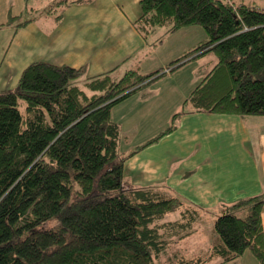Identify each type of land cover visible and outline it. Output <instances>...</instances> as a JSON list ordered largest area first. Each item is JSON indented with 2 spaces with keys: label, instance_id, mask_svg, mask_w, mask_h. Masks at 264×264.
I'll return each mask as SVG.
<instances>
[{
  "label": "trees",
  "instance_id": "16d2710c",
  "mask_svg": "<svg viewBox=\"0 0 264 264\" xmlns=\"http://www.w3.org/2000/svg\"><path fill=\"white\" fill-rule=\"evenodd\" d=\"M83 2H65L60 13ZM138 7L133 27L144 37L166 25V33L199 26L206 34L168 72L206 55L213 56L211 67L166 129L122 153L112 109L163 77L162 69L113 80L109 73L86 77L84 67L30 63L16 88L0 93V264H154L168 246L166 235L190 230L202 208L182 210L178 196L129 185L126 161L171 134L188 113L264 117L263 9L231 0H140ZM263 208L264 192L222 213L203 209L214 220L215 264L246 252L264 264ZM176 211L183 222L158 224Z\"/></svg>",
  "mask_w": 264,
  "mask_h": 264
},
{
  "label": "crops",
  "instance_id": "0c3cea01",
  "mask_svg": "<svg viewBox=\"0 0 264 264\" xmlns=\"http://www.w3.org/2000/svg\"><path fill=\"white\" fill-rule=\"evenodd\" d=\"M17 1L0 0V6L12 7ZM139 1L85 0L62 13L29 19L30 23L13 33L0 58V93L14 90L22 71L34 61L84 67L86 77L109 73L113 80L129 71L149 74L162 69L163 77L120 104L131 108L130 113L125 112L128 124H135L134 116L139 115L146 124H167L159 132L166 129L208 72H203V67L210 68L213 60L190 72L187 67L211 56L206 55L166 72L172 61L190 49L182 43L185 47L174 57L148 64L149 56L158 55L156 44L162 38L148 39L134 29L133 22L140 15ZM7 12L12 13V9ZM194 73H199L197 83ZM124 180L134 187L154 186L166 198L178 196L183 204L222 213L235 202L264 192V117L185 114L171 134L126 161ZM261 217L264 233V208ZM213 221L211 218L212 228ZM240 259L245 264L255 261L249 252Z\"/></svg>",
  "mask_w": 264,
  "mask_h": 264
},
{
  "label": "rangeland",
  "instance_id": "374dc122",
  "mask_svg": "<svg viewBox=\"0 0 264 264\" xmlns=\"http://www.w3.org/2000/svg\"><path fill=\"white\" fill-rule=\"evenodd\" d=\"M73 0H18L17 4H14L12 7L9 6H0V58L5 51L6 47L9 45L11 36L14 33L15 27H20V23H23L26 20L35 18L39 20L40 16H44L49 9H54L53 13H60L61 5L65 2H70ZM235 4L244 3L249 6H253L257 9L264 10V0H231ZM59 2L58 5L53 6V3ZM33 7V10H31ZM8 9H12L11 12H7ZM20 14V18L15 20L13 24H7V20L17 14L18 12H22ZM11 13V14H10ZM167 25L163 27H156L154 33L148 34V39L158 36L162 38L161 42L157 43V56H149L148 64L153 63L156 65L159 61L168 59L169 57H174V54L182 49L183 45H189L190 49L195 47L200 41L205 39L206 34L204 30L199 26H189L182 28L173 33H166ZM187 32V33H185ZM193 43V44H192ZM213 60V56H206L202 60L195 62L189 65V71H196L197 68L204 64L205 62H209ZM203 69L206 73L208 71V66H204ZM169 70H166L168 72ZM195 74V83L198 81L199 73ZM118 79V78H117ZM81 81V80H80ZM135 100H133L134 102ZM117 106V105H116ZM115 106V107H116ZM113 108V121H120L121 126V138L119 151L122 153H126L132 147H136L137 145L142 144L147 139L154 136L161 129L165 128L167 124L164 125H151L146 124V121H141L139 115H135L136 118L135 124H128L129 119L128 115H125V112L131 111L130 107L123 106L122 104H118L116 108ZM125 107L127 109H125ZM156 106L154 108H158ZM163 110V109H160ZM132 111H135V109ZM130 113V112H129ZM141 123V124H140ZM146 188H154V186H147ZM171 195V193H168ZM173 195V193H172ZM192 205L184 204L182 210L191 208ZM197 219L194 224H192V228L186 229V232L180 230L178 228L168 231L164 228L161 229V233L167 234L166 240L168 241V246L161 253L160 258L154 262V264H178L179 259L191 260L195 258H202L206 260V264H215L219 261L216 257L210 256V249L213 245L216 244V236L214 234L211 221V215L206 213L203 209H197ZM176 221L183 222L184 219L181 217L179 211L166 214L159 221V225H166L169 223H173ZM187 221V218H185ZM228 264H245L244 259H236ZM252 264H257L253 261Z\"/></svg>",
  "mask_w": 264,
  "mask_h": 264
}]
</instances>
